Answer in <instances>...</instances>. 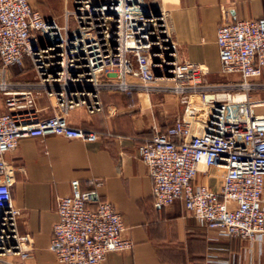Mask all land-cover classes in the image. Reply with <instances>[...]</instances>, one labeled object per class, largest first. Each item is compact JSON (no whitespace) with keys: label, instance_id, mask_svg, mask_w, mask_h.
<instances>
[{"label":"built area","instance_id":"built-area-1","mask_svg":"<svg viewBox=\"0 0 264 264\" xmlns=\"http://www.w3.org/2000/svg\"><path fill=\"white\" fill-rule=\"evenodd\" d=\"M66 24L47 19L31 0H0V91L7 111L0 112V264H23L31 258L29 235L19 232L13 205L12 166L6 154L25 137L56 134L87 142L93 130L70 124L71 108L100 110L102 91L171 94L184 112L165 132L139 146L153 179L158 208L177 200L207 226L210 240H248L255 253L264 248V17L226 15L217 32L224 74L241 81L209 84L208 67L182 57L164 12L146 0H73ZM73 16L80 31L69 32ZM30 58L38 82L12 92L6 68ZM230 90L244 91L230 99ZM55 95L60 112L39 118L35 94ZM260 110V111H258ZM204 178L206 182L201 181ZM103 180L74 179L71 192L57 199L58 220L51 249L64 264H104L114 251L134 246L116 206L102 200ZM217 184V185H216ZM18 256L20 260L13 257ZM250 264H260L252 257ZM207 264H229L209 256Z\"/></svg>","mask_w":264,"mask_h":264},{"label":"crops","instance_id":"crops-1","mask_svg":"<svg viewBox=\"0 0 264 264\" xmlns=\"http://www.w3.org/2000/svg\"><path fill=\"white\" fill-rule=\"evenodd\" d=\"M146 1L152 11L164 12L184 59L206 65L212 77L221 73L235 83L241 81L237 73L222 72L218 28L226 15L264 17V0ZM19 66L5 71L12 92L29 89L36 82L33 70L23 71ZM99 98L100 110L91 112L85 105H77L67 115L71 125L93 130L99 140L87 142L56 134L25 137L5 156L13 171L11 190L13 205L19 210L18 229L30 238L32 256L23 264H64L51 249L57 199L70 194L74 179L88 189L86 180L91 177L103 180L100 198L116 206L127 227L125 236L134 242L131 250L108 253L104 264H207L210 255L229 264H250L252 257L264 264V248L258 255L248 240H210L207 226L183 201L162 208L154 205L153 179L139 146L176 121L169 124L177 98L110 91H103ZM6 99L0 91V112L7 111ZM35 110L39 118H46L59 113L60 104L54 95L35 94ZM13 258L18 260V256Z\"/></svg>","mask_w":264,"mask_h":264},{"label":"rangeland","instance_id":"rangeland-1","mask_svg":"<svg viewBox=\"0 0 264 264\" xmlns=\"http://www.w3.org/2000/svg\"><path fill=\"white\" fill-rule=\"evenodd\" d=\"M31 4L33 7L38 9L45 18L47 19H55L60 25L66 24V11L67 10H73L74 9V2L73 0H31ZM69 32L77 34V32L80 31V28L78 27V24L75 22V18L73 16L69 17ZM27 60L30 61L27 62ZM22 68L23 71H30L33 70L35 72V68L30 60V58H26L24 63L19 66ZM32 67V68H31ZM36 74V72H35ZM264 75L260 78L261 83H264ZM209 84L219 85V84H233L231 78L229 76L222 75L221 73L218 74V76H211V72L207 75V80ZM36 82H38V76L36 75ZM35 83V82H34ZM237 83V82H236ZM103 92V91H102ZM101 92V93H102ZM55 96V95H54ZM245 96L244 91H238V90H230L228 97L230 99H240ZM250 96L252 99L257 100L264 98V90H252L250 91ZM177 98L173 99V102L176 107L175 116L172 121L169 122L172 123L173 121L177 120L179 117L183 115L184 106L181 103V98L175 96ZM264 110V108H263ZM260 111V110H258ZM168 124V125H169ZM18 260L19 257H18Z\"/></svg>","mask_w":264,"mask_h":264},{"label":"water","instance_id":"water-1","mask_svg":"<svg viewBox=\"0 0 264 264\" xmlns=\"http://www.w3.org/2000/svg\"><path fill=\"white\" fill-rule=\"evenodd\" d=\"M156 14H160L161 13V11H157V12H155Z\"/></svg>","mask_w":264,"mask_h":264}]
</instances>
